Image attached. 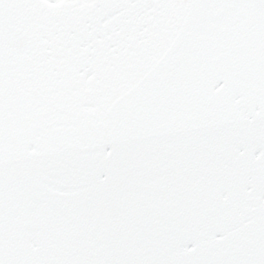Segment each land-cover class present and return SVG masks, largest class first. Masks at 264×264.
<instances>
[{
    "label": "snow or ice",
    "instance_id": "obj_1",
    "mask_svg": "<svg viewBox=\"0 0 264 264\" xmlns=\"http://www.w3.org/2000/svg\"><path fill=\"white\" fill-rule=\"evenodd\" d=\"M0 264H264V0H0Z\"/></svg>",
    "mask_w": 264,
    "mask_h": 264
}]
</instances>
